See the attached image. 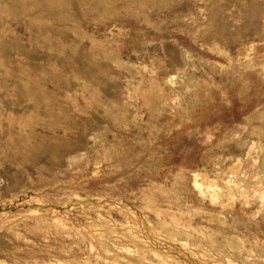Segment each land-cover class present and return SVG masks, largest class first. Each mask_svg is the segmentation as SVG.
Wrapping results in <instances>:
<instances>
[{
  "label": "rangeland",
  "instance_id": "rangeland-1",
  "mask_svg": "<svg viewBox=\"0 0 264 264\" xmlns=\"http://www.w3.org/2000/svg\"><path fill=\"white\" fill-rule=\"evenodd\" d=\"M0 264H264V0H0Z\"/></svg>",
  "mask_w": 264,
  "mask_h": 264
}]
</instances>
